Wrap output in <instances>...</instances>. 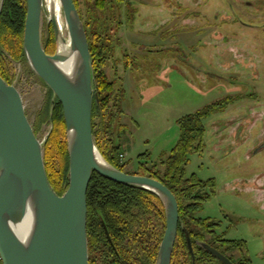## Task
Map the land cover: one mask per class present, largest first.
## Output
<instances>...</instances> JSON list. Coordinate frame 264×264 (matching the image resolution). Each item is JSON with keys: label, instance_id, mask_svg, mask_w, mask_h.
Listing matches in <instances>:
<instances>
[{"label": "rangeland", "instance_id": "374dc122", "mask_svg": "<svg viewBox=\"0 0 264 264\" xmlns=\"http://www.w3.org/2000/svg\"><path fill=\"white\" fill-rule=\"evenodd\" d=\"M80 2L85 21L88 7ZM114 4L116 18L107 7L101 22L118 43L117 55L131 61L132 115L119 118L126 169H137L143 152H150L152 161L168 153L180 136L179 118L229 98L224 111L205 121L207 146L202 155L191 156L187 173L217 179L215 196L198 215L220 221L219 233L228 230L226 237L245 240L243 257L264 264V147H259L264 144V0ZM128 5L137 9L132 26L126 18ZM45 11L43 43L48 30H53L47 26ZM63 29L68 37L66 25ZM6 57L13 84L35 126L53 97L24 62L8 52ZM111 63L112 58L108 66ZM108 66V76L114 78L115 71ZM116 84L120 89L122 85ZM52 128L50 112V121L41 124L37 134L44 144Z\"/></svg>", "mask_w": 264, "mask_h": 264}, {"label": "water", "instance_id": "95a60500", "mask_svg": "<svg viewBox=\"0 0 264 264\" xmlns=\"http://www.w3.org/2000/svg\"><path fill=\"white\" fill-rule=\"evenodd\" d=\"M60 3V11L56 6ZM5 0H0V17ZM53 28L56 50L43 45L42 18ZM46 12V11H45ZM64 23H63V20ZM66 25L68 37L63 26ZM23 49L32 71L63 106L69 152V186L58 195L45 166L44 142L35 133L19 89L0 74V255L3 264H90L88 188L93 172L154 192L166 213V228L155 264H171L178 230L179 203L162 181L128 173L100 151L93 129L95 70L87 31L75 0H27ZM65 65V66H64ZM264 147V144L259 146ZM188 247L195 252L185 229ZM203 246L224 264H235L219 249Z\"/></svg>", "mask_w": 264, "mask_h": 264}, {"label": "trees", "instance_id": "16d2710c", "mask_svg": "<svg viewBox=\"0 0 264 264\" xmlns=\"http://www.w3.org/2000/svg\"><path fill=\"white\" fill-rule=\"evenodd\" d=\"M84 1L89 12V18L84 21V24L89 39L95 70V87L98 93L93 106L95 141L100 151L112 164L128 173L147 175L162 181L177 197L180 213L179 230L171 264H193L185 229L192 239L196 264H224L201 246L202 242H207L219 249L235 264H252L249 257H243L242 245L245 240L226 237L228 230L218 232L221 227L220 221L210 216L198 215L204 210L205 204L215 196L217 179L202 178L196 173H187L191 156L202 155L207 146L205 121L210 116L224 111L229 104V98L215 101L179 118L177 122L180 136L168 153H163L158 160L152 161L151 153L143 152L138 156L137 169H126V163L122 162L124 148L119 132L123 127L119 121L122 113L119 95L124 90L117 87L116 81L111 80L106 71L110 59L115 55L117 44L114 42L111 30L107 28L108 25L105 29L101 22V19L105 18L107 7H110L115 17L114 3L121 4L122 0ZM75 2L83 18L81 2L80 0ZM136 11L137 9L132 5L127 6L128 23L134 21ZM26 13L27 0H5L0 17V74L10 84H13L14 76L7 63L6 52L13 59L24 62L33 72L27 64L23 49ZM120 23L117 24L118 27ZM46 37L43 45L46 51L52 54L56 50L53 30H48ZM49 94L53 97L50 88ZM50 100L51 98L39 115L37 125L33 126L36 134L41 124L50 121L53 106ZM44 148L49 181L54 191L62 195L69 186V152L63 106L58 98L53 108V128ZM128 163H132V160ZM87 200L88 240L97 243L96 245L102 250L95 264H108L107 261H103L106 255L102 254L105 246L99 239V233H102L100 218H104L115 237L114 241L119 251V254L115 256L116 261L119 259L117 264H155L166 228V213L161 199L154 192L142 187L122 184L93 172ZM94 248L95 245L90 244L89 249L93 251ZM0 264H3L1 259Z\"/></svg>", "mask_w": 264, "mask_h": 264}, {"label": "crops", "instance_id": "0c3cea01", "mask_svg": "<svg viewBox=\"0 0 264 264\" xmlns=\"http://www.w3.org/2000/svg\"><path fill=\"white\" fill-rule=\"evenodd\" d=\"M135 22V19H134ZM134 22L131 23L132 25H135ZM117 48H118V43L116 45V52H117ZM115 52L114 57L112 58V63L111 65H109L108 67H111L114 69L115 71V75L114 78H111V80H117L116 82L119 83V85L121 84L122 86H120L124 92L121 93L120 99H121V106H122V113L121 116L123 115L125 118H129L132 115V109L130 107V102L128 100L129 96H130V90L132 89V81H133V76L131 73V61L130 60H122L117 53ZM125 65L123 68H121L120 64ZM119 68H121L117 73L116 70H118ZM129 73H130V77H129ZM130 119V118H129Z\"/></svg>", "mask_w": 264, "mask_h": 264}, {"label": "flooded vegetation", "instance_id": "af4514ba", "mask_svg": "<svg viewBox=\"0 0 264 264\" xmlns=\"http://www.w3.org/2000/svg\"><path fill=\"white\" fill-rule=\"evenodd\" d=\"M100 222H101V231L102 233L100 232L99 233V239H100V242L105 246L102 254L105 255L104 258L105 260L103 261H107L108 264H117V262H119V259H115V256L119 254V251H118V248H117V245L114 241V236L112 235L109 227L107 226L104 218H100ZM92 239L94 240V236L92 235ZM92 242V240H91ZM89 242L88 240V243H89V246L91 244L92 245H95V248L92 250L89 249V261H90V264H91V261H92V264H95L97 262V259H98V255H100V248L98 245H96L97 243H91Z\"/></svg>", "mask_w": 264, "mask_h": 264}, {"label": "bare ground", "instance_id": "6f19581e", "mask_svg": "<svg viewBox=\"0 0 264 264\" xmlns=\"http://www.w3.org/2000/svg\"><path fill=\"white\" fill-rule=\"evenodd\" d=\"M46 3L47 4H50V3H52V0H46ZM56 11H60V3H58V5L56 6ZM63 20V19H62ZM63 23H64V20H63ZM65 32V31H64ZM68 33V32H67ZM65 66V65H64Z\"/></svg>", "mask_w": 264, "mask_h": 264}, {"label": "built area", "instance_id": "2783aa9c", "mask_svg": "<svg viewBox=\"0 0 264 264\" xmlns=\"http://www.w3.org/2000/svg\"><path fill=\"white\" fill-rule=\"evenodd\" d=\"M0 259H1V255H0Z\"/></svg>", "mask_w": 264, "mask_h": 264}]
</instances>
